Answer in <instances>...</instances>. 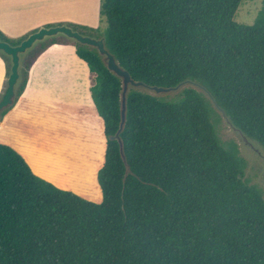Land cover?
Here are the masks:
<instances>
[{"label":"trees","instance_id":"1","mask_svg":"<svg viewBox=\"0 0 264 264\" xmlns=\"http://www.w3.org/2000/svg\"><path fill=\"white\" fill-rule=\"evenodd\" d=\"M242 2L101 0L104 47L133 81L162 88L190 81L209 97L185 88L167 101L129 86L120 142L111 137L122 82L95 48L58 35L25 55L14 103L31 53L58 42L94 75L91 97L107 139L97 172L102 200L55 187L0 144V264H264V197L244 179L237 144H223L214 124L216 108L264 149V11L239 24ZM25 38L0 31L12 46Z\"/></svg>","mask_w":264,"mask_h":264},{"label":"crops","instance_id":"2","mask_svg":"<svg viewBox=\"0 0 264 264\" xmlns=\"http://www.w3.org/2000/svg\"><path fill=\"white\" fill-rule=\"evenodd\" d=\"M35 4L36 0H0V31L9 38V29L25 22L20 13L33 10ZM31 57L34 59L22 95L0 118V144L15 150L36 176L87 201L100 203L97 172L104 162L107 139L103 120L91 98V73L65 42L31 53ZM3 60L0 55V64ZM7 77L0 75V97ZM48 87L73 97L49 98L26 92Z\"/></svg>","mask_w":264,"mask_h":264},{"label":"rangeland","instance_id":"3","mask_svg":"<svg viewBox=\"0 0 264 264\" xmlns=\"http://www.w3.org/2000/svg\"><path fill=\"white\" fill-rule=\"evenodd\" d=\"M101 0H36L34 9L27 13H20V19L25 22L19 23L16 27L9 29V38L17 41L28 35L32 30L41 27H54L65 25H76L86 27L85 29L77 28L83 35L95 39L102 38V33L106 28V22L99 14ZM264 11V0H243L237 9L234 21L239 24L251 25L257 15ZM72 28V27H70ZM92 29V30H88ZM68 39V38H66ZM72 41V40H67ZM69 49V48H68ZM3 63L0 64V75H6L10 59L3 57ZM21 76V72H20ZM94 75L91 74V78ZM21 79V77H20ZM18 82L16 88L20 84ZM185 88H193L201 93L206 99L208 94L200 85L196 83H184L177 90L167 93H155L147 88H140L142 92L162 98L167 101L177 100ZM28 94L42 95L49 98L66 99L73 97L72 94L57 91L55 88L47 89H28ZM79 98V96H77ZM92 98V97H91ZM213 106V105H212ZM214 107V106H213ZM215 108V107H214ZM215 129L223 144L234 142L237 144L240 156L246 161L244 170V179L250 185L256 186L262 192L264 197V149L256 142L249 139L252 147L245 144L243 136L229 120L215 108ZM253 148V149H252Z\"/></svg>","mask_w":264,"mask_h":264},{"label":"water","instance_id":"4","mask_svg":"<svg viewBox=\"0 0 264 264\" xmlns=\"http://www.w3.org/2000/svg\"><path fill=\"white\" fill-rule=\"evenodd\" d=\"M58 35H62L74 42H77L81 45H86L92 48H95L98 52V54L103 58V62L107 69L112 72L114 75L119 77L122 82V92H121V121L119 129L114 137H111V139H117L119 142V133L122 130L123 124L125 122V111H126V105H125V95L129 88V86L132 87H138V88H147L155 93H167L174 90H177L182 84L184 83H190V81H185L181 84H179L176 87L173 88H162V87H148L145 86L141 82H135L131 79L130 75L127 71L121 69L117 63L115 62L114 57L105 49L104 47V39H95L93 37L85 36L80 34L77 31H74L72 28L61 25V26H54V27H42L39 28L37 31L31 33L27 36L24 40H22L18 45L12 46L7 42L0 40V52L3 53L6 57L10 59V72L6 80V87L4 89L3 94L0 97V113L12 106L14 104L15 99V90L16 86L20 80V62L22 56L25 55L26 52H28L30 49L33 48V46L37 42H41L46 38L56 37ZM223 114V112H221ZM224 115V114H223ZM230 123V122H229ZM231 124V123H230ZM234 129H236L234 127ZM239 133L243 135V133L236 129ZM244 142L249 147H252L251 143H249V139L244 135L243 136ZM253 149V148H252Z\"/></svg>","mask_w":264,"mask_h":264}]
</instances>
